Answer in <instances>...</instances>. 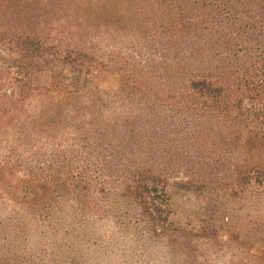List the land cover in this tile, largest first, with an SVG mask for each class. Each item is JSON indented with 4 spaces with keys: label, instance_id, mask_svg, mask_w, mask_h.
I'll return each instance as SVG.
<instances>
[{
    "label": "trees",
    "instance_id": "trees-1",
    "mask_svg": "<svg viewBox=\"0 0 264 264\" xmlns=\"http://www.w3.org/2000/svg\"><path fill=\"white\" fill-rule=\"evenodd\" d=\"M170 173L208 218L173 219ZM236 203L264 211V0H0V264L119 212L147 260L264 264Z\"/></svg>",
    "mask_w": 264,
    "mask_h": 264
},
{
    "label": "rangeland",
    "instance_id": "rangeland-1",
    "mask_svg": "<svg viewBox=\"0 0 264 264\" xmlns=\"http://www.w3.org/2000/svg\"><path fill=\"white\" fill-rule=\"evenodd\" d=\"M116 79L107 71H102L98 75L101 87H113L116 85ZM166 180V189L174 212L173 219L183 221L187 218L210 216L213 201L207 193L196 194L191 191L187 187V179L181 173H170ZM233 206L232 217L246 230L243 233L251 242L252 258L263 259L264 211L257 209L248 211L245 208L238 210L243 206L240 203ZM121 215L122 213L119 212L117 218L93 217L83 222L78 218L75 219L76 217H68L67 231L58 235L41 232L37 237L30 238L29 246L39 242L41 247L47 248V251L53 246V249H50V258L64 264H168L160 257L154 261L145 258L143 255L145 245L140 242V230L134 231L123 226L124 220ZM217 224L222 225V219ZM218 235L226 239L228 236L226 227L221 226ZM47 251L45 259H49Z\"/></svg>",
    "mask_w": 264,
    "mask_h": 264
}]
</instances>
